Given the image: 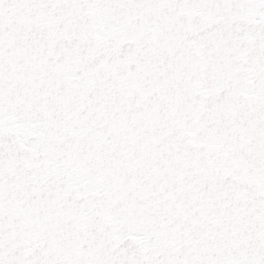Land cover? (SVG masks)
<instances>
[{"label": "snow or ice", "instance_id": "1", "mask_svg": "<svg viewBox=\"0 0 264 264\" xmlns=\"http://www.w3.org/2000/svg\"><path fill=\"white\" fill-rule=\"evenodd\" d=\"M0 264H264V0H0Z\"/></svg>", "mask_w": 264, "mask_h": 264}]
</instances>
